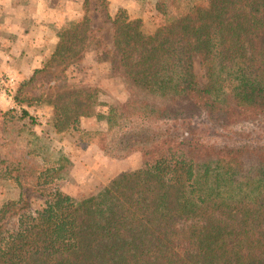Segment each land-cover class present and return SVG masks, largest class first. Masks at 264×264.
<instances>
[{
	"label": "trees",
	"instance_id": "1",
	"mask_svg": "<svg viewBox=\"0 0 264 264\" xmlns=\"http://www.w3.org/2000/svg\"><path fill=\"white\" fill-rule=\"evenodd\" d=\"M155 14L153 33L127 11L111 19L129 95L104 133L120 118H166L176 135L153 139L151 168L81 201L58 189L64 155H2L19 195L0 207V264H264V0H157ZM93 34L82 16L56 55L78 57ZM94 96L57 94L55 126L93 116Z\"/></svg>",
	"mask_w": 264,
	"mask_h": 264
},
{
	"label": "rangeland",
	"instance_id": "2",
	"mask_svg": "<svg viewBox=\"0 0 264 264\" xmlns=\"http://www.w3.org/2000/svg\"><path fill=\"white\" fill-rule=\"evenodd\" d=\"M61 1L59 7L64 14L78 12L89 17L95 38L74 59L56 55L59 39L42 55V66L29 69L28 74L20 60L15 61V73L1 68L0 158L9 151L13 156H22L30 150L39 154L36 162L49 164L64 155L70 164L57 174L62 176L56 182L58 189L81 201L100 192L122 173L151 168L158 157L153 139L176 135L179 124L166 118H120L111 132L104 133L108 111L118 109L129 95L124 79L113 70L118 55L111 19L119 11H127L131 19L142 20L145 31L153 33L161 24L155 14L157 0H128L125 8H119L115 14L110 12L109 0ZM77 21L65 24L59 38ZM199 61L197 57L194 70L203 86L205 70ZM79 91L94 92V115L58 128V114L51 102L57 94ZM65 99L63 96L60 101ZM24 112L28 115L21 120ZM66 117L61 116V120H67ZM145 136L148 140L143 142ZM18 195V187L5 176V165L0 162V207L16 200Z\"/></svg>",
	"mask_w": 264,
	"mask_h": 264
},
{
	"label": "crops",
	"instance_id": "3",
	"mask_svg": "<svg viewBox=\"0 0 264 264\" xmlns=\"http://www.w3.org/2000/svg\"><path fill=\"white\" fill-rule=\"evenodd\" d=\"M127 1L109 0L110 12L115 14L119 8H125ZM60 2L0 0V54L5 51L0 55V70L15 73L16 60L24 61L26 74L29 69L42 66V55L58 44L63 26L82 17L78 12L64 14Z\"/></svg>",
	"mask_w": 264,
	"mask_h": 264
}]
</instances>
